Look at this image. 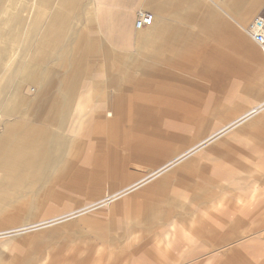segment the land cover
Instances as JSON below:
<instances>
[{"label":"crops","instance_id":"obj_1","mask_svg":"<svg viewBox=\"0 0 264 264\" xmlns=\"http://www.w3.org/2000/svg\"><path fill=\"white\" fill-rule=\"evenodd\" d=\"M262 3L263 0H217L215 4L232 8L219 9L220 13L241 15L234 22L242 29V24L253 14L258 13L256 16H259L262 13H259ZM88 5L91 8H87ZM203 5L200 0H0V63L8 57L14 58L0 84L3 122L0 132V206L16 207L5 210L3 214L0 212V216L24 212V202L20 199L36 196L39 189L45 192L54 187L58 190L56 197L75 195V175L66 185L58 186L57 183L71 174L75 153L82 149L83 142L97 134L98 125L106 127L105 121H113L117 129L115 138L107 141L122 146L119 153L116 151L117 159L108 158L106 166L117 167L116 173L119 174L116 176L140 159L152 157L158 160L167 156L172 152V142L182 137L185 131L195 130L198 136L203 135L194 146L190 145L159 166L164 167L167 163V168L180 165L175 170L163 173L164 169L152 179H147L150 176L147 175L122 188L125 190L135 185L123 196L161 175L145 191L156 195L167 192L180 185L181 180L189 175L206 173L207 165L199 163L203 158L220 164L225 156L217 150L222 144L217 141L221 133L227 131L225 127L234 121H244L234 135L248 131L251 134L257 129L264 131L262 99L228 125L204 137L208 128L203 126L205 118L196 108L206 91H227L229 84L223 81V72L221 74L226 70L227 61L237 57L248 58L264 77V59L258 54L256 44L240 30L225 26L212 11H197V7ZM136 11L150 13L153 16L152 24L136 29L133 22ZM84 22L94 23V30L84 27ZM184 24L189 26L185 28ZM204 34L210 36L215 47L206 51L204 57H198L195 52L203 47ZM94 36L104 40L98 44L99 48L91 41ZM110 46L120 51L127 49L128 55L114 57ZM91 51L99 55L101 80L97 84L103 87L99 91L104 90L101 105L97 106L89 105L90 100L94 99L92 96L90 98L92 82L81 80L87 67L91 70L97 68L96 62H85ZM206 56L213 61L211 67H207ZM191 68L198 71V77L210 78L209 90L204 85L192 84L189 87L172 72L186 73ZM27 83H33V89H27ZM78 86L81 89L73 106V95ZM110 89L119 91V99L126 105L121 107L115 99L113 101L108 92ZM31 91L30 96L28 93ZM127 91H131L132 95L126 99L124 93ZM240 100L244 104L251 103L246 96ZM236 108H231V114L236 112ZM91 111H94L93 114ZM15 116L23 121L13 119ZM126 117L131 118V127L121 133L119 126ZM54 118H60L62 131L57 138L45 139L43 126ZM66 118L71 120L65 121ZM162 121L167 124L162 136L156 139L138 136L137 132L142 131L146 124ZM64 129L72 138L63 136ZM219 132L218 137L212 138ZM100 134L105 136L106 129ZM210 139L214 140L207 147L196 149L198 143ZM58 151L59 159L53 158ZM126 157L130 159L125 161ZM87 162L89 164L90 159ZM54 165L60 168L52 169ZM180 168L183 172L176 174ZM30 180H45L56 185L39 187ZM70 190L73 192H66ZM136 195L128 196L120 204L133 205L138 214L141 207L138 208L134 202ZM34 205L37 202H29V212L34 210ZM165 235V246L176 244L171 239V233ZM261 252L255 250L254 257ZM147 257L150 256L145 252L138 260L145 261Z\"/></svg>","mask_w":264,"mask_h":264},{"label":"rangeland","instance_id":"obj_2","mask_svg":"<svg viewBox=\"0 0 264 264\" xmlns=\"http://www.w3.org/2000/svg\"><path fill=\"white\" fill-rule=\"evenodd\" d=\"M200 1L204 5L197 7V11H212L225 26L237 28L248 38L244 29L258 13L247 19L241 29L234 22L240 19L241 15L218 11L232 8L217 6L215 4L217 0ZM87 8L91 6L88 5ZM260 12H262L260 15L264 16V0ZM83 24L90 31L95 28L92 22ZM188 26L184 24L185 28ZM203 39V47L195 52L198 57H204L206 51L209 52L215 47L209 35L204 34ZM91 41L97 47L104 42L97 36ZM255 47L260 57L264 59L263 52L256 45ZM218 48L221 49L220 46ZM110 49L114 57L128 55L127 49L120 51L111 46ZM206 58L207 67H211L213 61L209 56ZM13 59L8 57L1 61L0 84L3 82L5 71L11 68ZM85 62L97 63V68L91 70L87 67L81 78L82 81L92 82L89 87L90 98L92 96L94 99L90 100L89 105H101L104 90L99 91L103 87L97 84L101 80L98 53L91 51L87 54ZM225 68L226 70L221 71L222 79L229 85L224 93L210 91V78L198 77L195 68L187 70L186 73L172 71L176 78L184 80L189 87L192 84L204 85L205 89L209 90L204 93L196 108L202 112L201 117L205 118V121H202L203 126L208 128L204 137L228 125L264 99V77L256 71L252 61L248 58H233L227 61ZM27 86V89L34 87L33 83H27ZM80 89L78 86L73 95V106ZM108 92L118 105L121 107L123 104L126 105L119 99L121 97L119 91L110 89ZM28 94L31 96L32 91ZM124 94L127 99L132 92L127 91ZM244 96L249 98L251 103L241 102L240 99ZM134 103L138 104L135 101ZM233 107H237L236 112L231 114ZM93 112L91 111V114ZM13 119L23 121L19 116ZM70 120L71 118L65 119ZM51 121L43 126L45 139L57 138L62 131L60 118ZM111 122L113 121H105L106 127L99 125L96 127L97 134L83 142L82 149L75 153L71 174L61 178L57 183L58 186L66 185L70 177L75 175L77 177L75 195L56 197L58 190L51 187L56 183L30 180V183L39 187L51 188L46 189V193L39 189L32 198L28 196L21 198L20 201L24 202L22 206L24 212L0 216V264H264V131L257 129L251 134H248V131L234 135L240 124L244 123L234 121L230 124L232 127H225L229 129L221 133L217 141L222 143L217 150L224 154L225 159L220 164L209 162L206 158L199 161L201 165H207V172L205 175L202 174L204 176L189 175L181 180L180 185L160 195L146 192L145 189L161 178L163 176L161 175L106 205L70 216L77 210L98 204L106 195L116 193L146 177L203 137L198 136L195 130L185 131L182 137L172 142L170 149L172 152L167 156L164 155L158 160L152 157L140 159L127 167L121 175L116 176L119 174L116 173L117 167L106 168L108 158L116 160V151L119 153L122 150L120 143L117 145L107 141L114 139L117 132L116 126ZM165 122L146 124L137 134L143 139L145 137L156 139L166 131ZM130 123V117L124 118L119 126V132L128 131ZM2 129L3 122L0 132ZM105 129L106 135H101V131ZM63 136L71 137L67 130L63 132ZM213 140L205 141L197 150L207 147ZM59 154V151L56 152L53 158L59 159ZM89 159L90 162L87 164ZM129 159L126 157L125 161ZM178 166L180 165L171 166L163 173L175 170ZM59 168L54 165L52 169ZM180 172H183L181 168L176 174ZM66 192L72 193L73 190ZM136 193L134 202L138 204V208L141 207L142 212L138 214L133 205L120 204L125 198ZM30 201L37 202L31 212L27 209ZM13 208L16 207L0 206V212L3 214L5 210ZM242 211L246 212L241 215ZM54 219L57 222L46 224ZM170 233L176 244L165 246V234ZM255 250L262 251L256 253V258L253 253ZM145 252H148L150 257L145 261H139V257Z\"/></svg>","mask_w":264,"mask_h":264},{"label":"built area","instance_id":"obj_3","mask_svg":"<svg viewBox=\"0 0 264 264\" xmlns=\"http://www.w3.org/2000/svg\"><path fill=\"white\" fill-rule=\"evenodd\" d=\"M153 16L150 13L139 11L136 14L135 28L141 29L152 24ZM248 37L259 47L264 54V16H256L245 29ZM2 119L0 115V127Z\"/></svg>","mask_w":264,"mask_h":264},{"label":"bare ground","instance_id":"obj_4","mask_svg":"<svg viewBox=\"0 0 264 264\" xmlns=\"http://www.w3.org/2000/svg\"><path fill=\"white\" fill-rule=\"evenodd\" d=\"M264 108V107H263ZM250 112V111H249ZM248 112V113H249ZM248 113H246L247 115V117H249V114ZM245 120V119H244ZM113 122H111V124H112ZM230 127H232V126H230ZM227 129H229V128H227ZM226 129V130H227ZM114 130V129H113ZM112 130V131H113ZM218 134H220V132L219 133H217L216 135H214L212 138H216V137H218L219 135ZM205 142V141H204ZM204 142H200V143H198L197 145H196V149H198L200 146H202L203 144H204ZM209 142V141H208ZM206 144V143H205ZM195 148V147H194ZM177 162V161H176ZM175 164V163H174ZM167 166H169V164L167 163V165H165L164 167H160V169H158V170H156V171H153L151 174H148V175H150L147 179H152V178H154V177H156V176H158L159 174H161L162 172H163V170L164 169H166L167 168ZM147 179H144V180H147ZM136 184V183H135ZM132 188H135V185L133 186V187H129L128 189H125V190H121V191H118V192H116V193H114V194H111V195H108L106 198H104L103 200H101V201H99V203L98 204H96V205H90L89 207H84L83 209H80L79 211L77 210V212L76 213H71V215L70 216H74V215H76V214H79V213H81V212H85V211H87V210H89V209H93V208H95V207H100V206H102V205H106V204H108V202H111V201H114L115 199H117V198H119V197H121V196H123L124 194H126L127 192H129V191H131L132 190ZM60 220V219H59ZM53 222H57V220L56 219H54V220H52L51 222L49 221L48 223H46V224H53ZM46 224H44V225H46ZM40 226V225H39ZM7 235V234H6Z\"/></svg>","mask_w":264,"mask_h":264}]
</instances>
